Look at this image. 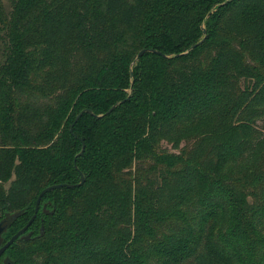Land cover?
I'll use <instances>...</instances> for the list:
<instances>
[{"label":"trees","instance_id":"trees-1","mask_svg":"<svg viewBox=\"0 0 264 264\" xmlns=\"http://www.w3.org/2000/svg\"><path fill=\"white\" fill-rule=\"evenodd\" d=\"M262 117L264 0H0V264H264Z\"/></svg>","mask_w":264,"mask_h":264},{"label":"water","instance_id":"water-1","mask_svg":"<svg viewBox=\"0 0 264 264\" xmlns=\"http://www.w3.org/2000/svg\"><path fill=\"white\" fill-rule=\"evenodd\" d=\"M203 33H206V30H205L204 28H203ZM204 39H205V35H204V37H202V39H200L198 42H196L195 44H193L188 50H190V49L196 47L197 45L201 44V43L203 42ZM188 50H187V51H188ZM148 51H150V52H158V51L153 50V49H141V50L138 52L136 59H138V57H140L143 53L148 52ZM158 53H160V52H158ZM120 102H123V100L120 101ZM115 106H116V104L113 105V106H112V107H111L106 113H109V112H110ZM83 112H89V113H92L90 109L85 108V109L81 110L80 113H78V114L76 115V117H75V119H74V122L80 117V115H81ZM74 122H73V123H74ZM73 123H72L71 126H70V130H71V131H72V125H73ZM84 147H85V144H84V142L82 141L81 149H80V151H79V152L75 155V157H74V167L77 169V171H78V173H79V176H80V180H79V182H77L76 184H70V183H56V184H52V185H49V186L44 187V188L39 192V194H38L37 197H36L33 214H32L31 217L28 219V221L26 222V224H25L23 227H21L16 233H14V234H13V235H12V236H11L6 242H5V243L2 244V243H1V240H0V256L5 252V250H6V249H7V248H8L13 242H15V240H16L17 238H19L22 234L25 233V231L27 230V228L29 227V225L33 222L34 218L36 217L37 211H38V209H39V204H40L41 198H42V196H43L46 192H48V191H50V190H53V189L60 188V187H74V186H79V185H81V184L84 182V180H85V176H84V174L78 169L77 164H76V158H77L78 156H80V155L83 153V151H84ZM3 231H4L3 221H0V238H1V234H2ZM4 264H13V263H12V261H10V260H6V261L4 262Z\"/></svg>","mask_w":264,"mask_h":264},{"label":"rangeland","instance_id":"rangeland-1","mask_svg":"<svg viewBox=\"0 0 264 264\" xmlns=\"http://www.w3.org/2000/svg\"><path fill=\"white\" fill-rule=\"evenodd\" d=\"M1 1H2V4L4 5V7L6 9H9L11 0H1ZM258 126H260L262 129H264V117L259 119ZM163 146L166 147V148H170V146L165 144V143L163 144ZM168 193H170V187H169V189L165 188L164 191H163V194L166 196L165 200L168 198Z\"/></svg>","mask_w":264,"mask_h":264}]
</instances>
